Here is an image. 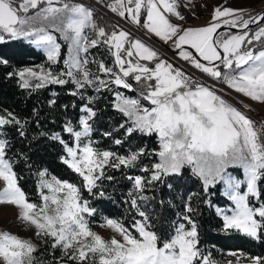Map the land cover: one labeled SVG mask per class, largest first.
Instances as JSON below:
<instances>
[{"label": "snow or ice", "instance_id": "6c2138e0", "mask_svg": "<svg viewBox=\"0 0 264 264\" xmlns=\"http://www.w3.org/2000/svg\"><path fill=\"white\" fill-rule=\"evenodd\" d=\"M97 2L168 45L202 77L197 79L193 72L162 58L131 31L101 23L104 17L98 18L83 0H0V45L25 40L46 58L45 64L7 71L8 78L32 91L71 83L74 89L69 95L82 100L81 90L87 88L108 92L122 122L103 135L122 132L125 140L155 137L157 145L151 150L138 146L125 155L97 147L92 139L97 97L88 96L76 125L70 120L63 125L71 144L59 132L44 134L62 146L60 163L78 179L69 181L46 168L37 169V203L20 186L22 177L16 171L20 159L31 168L29 158L9 155L12 143L6 131L13 127L25 137L27 120L7 110L0 114V205L18 209L17 219L45 244L42 256L48 248L61 253L49 262L36 255L39 249L31 239L0 231V264H218L200 247L194 196L199 198L197 204L215 207L221 231L264 238V119L244 111H251V105L237 107L225 99L236 93L237 99L264 104V11L250 14L217 5L207 24L185 26L179 23L185 16L178 0ZM253 24L255 30L250 29ZM228 28L238 31H221ZM95 49H102L106 57L94 55ZM0 67H11L3 54ZM48 103L52 107L56 101ZM33 115H38L36 109ZM125 140L114 138L112 143L121 145ZM149 157L152 162L143 165L142 158ZM108 168L138 169L144 175H127L131 188L125 202L131 219L104 216L100 226L114 233L105 240L91 228L89 218H95L97 209L82 193L103 196L96 190L103 179H113L106 175ZM186 171L201 190L188 196L183 211L167 228L157 231L145 210L150 198L144 193L161 184L175 190L176 184L169 181L178 183ZM214 195L226 197L231 207H216L208 198ZM249 261L264 264V256ZM228 264H239V258Z\"/></svg>", "mask_w": 264, "mask_h": 264}, {"label": "trees", "instance_id": "16d2710c", "mask_svg": "<svg viewBox=\"0 0 264 264\" xmlns=\"http://www.w3.org/2000/svg\"><path fill=\"white\" fill-rule=\"evenodd\" d=\"M95 15L98 18L104 17V20L100 21L101 23H111L101 12H96ZM92 51L104 54L106 57V53H103L102 49ZM0 54L5 55L11 65L9 68L0 67V114H6L7 110L15 113L21 120H27L25 137H21L13 127L6 128L8 139L12 143L9 155L22 153L29 158L31 168L25 164L23 159H20L16 164V171L22 177L19 181L22 189L28 194L32 202L38 203L39 197L36 191L38 178L35 175L37 169L46 168L57 177L69 181L78 179L74 173L60 163L59 155L62 153V146L48 139V135L59 132L63 139L70 143L71 137L62 131L63 125L68 120L76 125L80 106L87 101L86 98L82 100L79 96L69 95L70 90L74 89V85L71 83L63 86L48 85L45 88L32 91L31 89L19 88L16 79L8 78L7 71L13 70L17 65L33 62L46 63L42 50L30 45L27 41H10L0 45ZM60 67H63L62 63L55 70ZM83 91L90 96L97 97L94 106L98 110V116L93 124L92 134V139L97 142V147L107 148L118 154H127L138 146H146L149 150L157 146L155 137L134 136L131 140H125L122 132H114L112 137H105L104 132L112 131L116 125L122 122L121 116L111 107L112 97L108 92L96 93L92 88ZM53 93H55L54 96ZM52 99H55L56 103L49 107L48 102ZM33 109H36L38 115H33ZM114 138H120L125 142L121 145H115L112 143ZM152 159L151 157L142 158L143 165H149ZM106 175L112 176L113 179H103L100 181L101 187L96 190L97 193L102 191L103 196L98 194L93 196L86 191L82 195L92 207L97 209V212L128 222L132 213L129 212V205L125 201L128 199L131 183L126 177L127 175L144 174L138 169L115 170L108 168ZM169 183L176 184L175 190H169L161 184L154 189L146 190L144 193L150 198L145 205V210L151 216L157 231L167 228L170 222L177 218L176 213L183 211V204L184 201H187L188 196L199 193L201 190L199 182L196 181L195 177H190V173L187 171L184 179L178 183L176 181H169ZM208 198L214 204H226V197L214 195ZM197 199L199 198L193 197V207L197 208L193 218L199 225L200 247L205 251V254L210 252L216 258L226 249H240L249 256H264V238L254 240L235 231H221L217 227L220 221L215 216V207L210 208L206 204H197L195 202ZM161 200L164 202L163 205L160 203ZM37 248L39 252L36 255L44 259L45 255L42 256L41 254L45 253V245H37Z\"/></svg>", "mask_w": 264, "mask_h": 264}, {"label": "rangeland", "instance_id": "374dc122", "mask_svg": "<svg viewBox=\"0 0 264 264\" xmlns=\"http://www.w3.org/2000/svg\"><path fill=\"white\" fill-rule=\"evenodd\" d=\"M105 2H108L105 0ZM83 3L95 9L96 12H101L105 15L113 25H118L120 28L127 29L133 33L135 38L143 40V42L151 47H154L160 54L162 58H166L170 62H173L175 65L185 68L189 72H193L197 79H201L202 74L198 71L192 69L189 65L182 60H180L169 47H165L162 44H159L152 39H150L145 34L141 33L132 25L128 24L126 21L118 17L116 14L109 11L106 7H104V3H98L97 0H83ZM179 10L181 14L185 16L184 21H179V23L184 24L185 26H202L209 22L210 13L212 9L217 5H225L232 8H242L246 13L255 14L258 13L261 8L264 7V0H178ZM206 5V7H204ZM251 30L256 29V25L250 26ZM221 31H238L236 29H221ZM67 49L65 48V53ZM94 55H97V52H93ZM99 58V57H98ZM110 63V62H109ZM41 62H33L22 65H17L14 68H22V67H35L41 65ZM56 71H59L57 69ZM208 83H212L211 80L207 81ZM35 81H33V84ZM87 90V89H84ZM87 98L90 96L87 92L81 90ZM231 91V90H228ZM239 97V94L232 93V96H225V99H229L232 103L236 104L237 107H242L243 103H247L251 105V111L248 109H244V111L252 116L254 119L260 120L264 119V104H260L258 102H254L249 100L248 98ZM86 103V102H84ZM83 103V104H84ZM82 105V104H81ZM81 107V106H80ZM80 115V114H79ZM72 143V138L69 144ZM107 149V148H101ZM125 155V154H120ZM50 174L54 175L50 171ZM62 179V178H61ZM66 180V179H65ZM38 183V181H37ZM2 187V184H0ZM216 207L225 208L231 207V204H215ZM18 209L15 206L3 204L0 205V231H7L11 234L18 235L21 238L31 239L32 242L37 246L42 244L45 245L41 240L36 239L34 234V229L26 227L22 222L17 219ZM104 216H108L105 214H101L97 212L95 218H89L91 223V228L93 231L97 232L101 235L105 240L111 239L114 233L111 230L101 227L102 218ZM110 217V216H109ZM46 247V246H45ZM234 253L235 255H231ZM60 257L61 253L59 251H53L48 248V253L45 254V258L47 261L52 260V256ZM252 256L247 255L240 249H226L219 257L214 258L218 261V264H228V261L235 262L239 258V264H250L249 258Z\"/></svg>", "mask_w": 264, "mask_h": 264}, {"label": "water", "instance_id": "95a60500", "mask_svg": "<svg viewBox=\"0 0 264 264\" xmlns=\"http://www.w3.org/2000/svg\"><path fill=\"white\" fill-rule=\"evenodd\" d=\"M262 11H264V7L261 8V9L259 10V12H262ZM132 26H133V25H132ZM133 27H135V28H136L137 30H139L141 33H143V34H145L146 36H148V37H149L150 39H152L153 41H155V42H157V43H159V44H162L163 46L169 48L168 45H164L163 42H160V41L158 40V38L152 36L151 34H148V33L146 32V30H143L142 28H137L136 26H133ZM228 29H230V28H228Z\"/></svg>", "mask_w": 264, "mask_h": 264}]
</instances>
